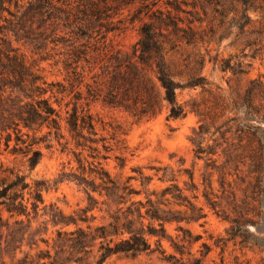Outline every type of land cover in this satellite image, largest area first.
Segmentation results:
<instances>
[{
	"label": "trees",
	"instance_id": "1",
	"mask_svg": "<svg viewBox=\"0 0 264 264\" xmlns=\"http://www.w3.org/2000/svg\"><path fill=\"white\" fill-rule=\"evenodd\" d=\"M127 21L141 22L129 51L114 42ZM230 38L242 55L210 54L213 42ZM200 44L206 53L192 52L196 58L183 59L174 73L168 55ZM256 59L264 62V0H0V151L4 146L21 155L33 171L44 156L41 145H58L72 156L68 164H77L53 181L30 182L29 175L0 163V264H87L98 240V264L117 254L156 252L167 264H208L215 248L224 254L230 243L259 251L264 264V74L240 85ZM208 63L231 73L237 86L226 91L203 76ZM47 71L62 79L49 81ZM199 88L201 101H179V92ZM96 103L138 120L164 110L168 120L194 113L199 126L190 138L192 167H154L166 184L159 190L148 188L153 177L143 172L124 181L113 177L104 162L121 148L123 133L97 118ZM205 135L213 140L208 147L202 146ZM199 161H205L202 183ZM134 179L144 190L131 184ZM63 182L83 189L85 207L67 214L46 204L44 191ZM143 193L145 199H135ZM96 209L109 222L93 228ZM207 209L230 228L226 236H211L213 245L202 243L198 256L193 246L202 236L182 224L206 219ZM171 224H177L176 236L167 229ZM220 264L228 263L223 258Z\"/></svg>",
	"mask_w": 264,
	"mask_h": 264
},
{
	"label": "rangeland",
	"instance_id": "2",
	"mask_svg": "<svg viewBox=\"0 0 264 264\" xmlns=\"http://www.w3.org/2000/svg\"><path fill=\"white\" fill-rule=\"evenodd\" d=\"M127 14V13H125ZM254 19L258 16L255 13H251ZM129 18V17H128ZM141 22L127 21L125 25V31L114 36V42L118 48L129 51L131 47L139 40V28ZM233 38L225 39L222 43L213 42L210 45L211 55L220 54L222 58H228L231 55H242L241 49L238 46H234L235 42ZM192 52L206 53V46L200 44L199 49H187L179 52H171L168 57L170 62H173V71H177L178 67L184 64V60L190 56L192 60L196 57L191 54ZM249 50H246V53ZM248 61V60H246ZM176 64V65H175ZM178 65V66H177ZM46 66V64H43ZM177 66V67H175ZM48 70H51L48 68ZM54 71H47L46 75L49 81L62 79L61 76L53 75ZM264 74V62L260 59L254 61V66L249 75L241 78L240 85L244 88L250 78H255ZM203 76H206L210 81H212L217 86L223 87L226 91L229 90L230 85L234 88L237 86L238 81L236 78L232 77L231 73H222L219 69L214 70V66L208 63L203 70ZM229 78H232L229 84ZM228 95V93H227ZM202 94V89L197 90H185L179 92V101L185 103L192 98H197L202 100L204 98ZM92 112L97 116V118L102 119L104 122L111 123L113 126L117 127L122 131L121 139L123 144L121 148L111 153V158L104 162L106 169L112 174L113 177L120 178L121 180H126L128 177H140L139 172H143L145 176L153 177V180L148 187L150 190L161 189L166 184L159 180L155 168L163 166H171L175 170L182 167L191 168L194 161V146L190 142V138L193 134L194 129L199 126V118L194 113H189L187 117L183 119H167L168 112L164 110L158 117L147 120H138L135 117L129 115L121 110L111 109L109 107H104L101 103H96L92 106ZM217 123L220 125L222 121ZM213 144L210 135H205L203 139V147H208ZM45 145H41L44 156L38 166L30 171L26 159L21 155H13L12 153L5 151L4 146L0 151V163H3L6 167L16 168L21 170L24 174L29 175L28 180L32 182L36 179H50L55 180L59 173L62 172L66 166V171H70L72 167H76V163L68 164L72 156L63 154L60 152L59 146L55 145L52 150L45 148ZM121 157L123 160H120ZM185 160L184 166H181V161ZM205 161H199L197 166V181L202 183L201 175L204 172ZM185 177H182L180 184L183 186V181ZM131 184L137 188L144 190L141 185V180H132ZM201 189L203 187L201 186ZM44 198L46 204L51 203L57 204L65 213L72 214L87 205V196L83 189L77 186L73 182H63L49 191H44ZM96 198L100 201L104 198L95 194ZM136 200L145 199V194L135 197ZM100 207H103L100 205ZM105 209V208H103ZM209 212L208 217L201 220L199 223H193L190 225L182 224L186 228H189L195 235H201L202 240L197 242L193 246V252L197 253L200 249L202 243L206 242L211 245L214 244V240L210 237L214 236H226L227 230L230 228L228 222L218 218L213 212L207 209ZM93 214L97 219L92 223L93 228L108 224L109 215L105 211H100L96 209ZM5 218L8 216L5 214ZM46 218H40L38 221L34 222L33 227L36 228L39 224ZM81 227L87 229V224H80ZM177 224L167 225L169 233L176 236L178 232L176 231ZM68 230L75 229L72 225L67 227ZM55 228L50 227L49 237L55 238ZM155 240V239H154ZM153 240V242H154ZM163 246L168 253H173V248L170 242L163 241ZM41 248L46 249L47 246L41 243ZM24 250L28 248L24 247ZM100 241H96L94 246L89 248L86 254L87 264H98L101 256ZM200 256L199 253H197ZM19 257L22 256L21 253L18 254ZM262 254L257 250L245 249L241 250L239 247L234 246L233 243L229 244L228 249L224 254H221L220 248H215L213 252L207 258L208 264H220L221 260L224 258L225 262L228 264H259ZM10 264V260H8ZM103 264H167L163 260V256L159 253H143L136 258L124 254H117L109 257Z\"/></svg>",
	"mask_w": 264,
	"mask_h": 264
}]
</instances>
